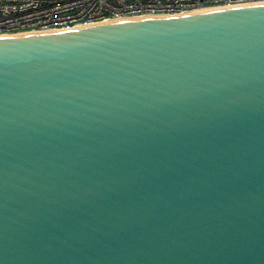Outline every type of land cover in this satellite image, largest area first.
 I'll return each instance as SVG.
<instances>
[{"label": "water", "instance_id": "obj_1", "mask_svg": "<svg viewBox=\"0 0 264 264\" xmlns=\"http://www.w3.org/2000/svg\"><path fill=\"white\" fill-rule=\"evenodd\" d=\"M0 264H264V3L0 36Z\"/></svg>", "mask_w": 264, "mask_h": 264}, {"label": "built area", "instance_id": "obj_2", "mask_svg": "<svg viewBox=\"0 0 264 264\" xmlns=\"http://www.w3.org/2000/svg\"><path fill=\"white\" fill-rule=\"evenodd\" d=\"M257 2L264 0H0V35Z\"/></svg>", "mask_w": 264, "mask_h": 264}, {"label": "bare ground", "instance_id": "obj_3", "mask_svg": "<svg viewBox=\"0 0 264 264\" xmlns=\"http://www.w3.org/2000/svg\"><path fill=\"white\" fill-rule=\"evenodd\" d=\"M257 3H264V2H257ZM254 4V3H253ZM235 6V5H234ZM238 6V5H236ZM217 8H221V7H211V8H205V9H199V10H193V11H189V12H183V13H179V14H185V13H191V12H195V11H204V10H211V9H217ZM179 14H175V15H179ZM154 16H169V15H146V16H139V17H154ZM131 18H138V17H125V18H116V19H111V20H105V21H101V22H106V21H115V20H124V19H131ZM100 23V22H97ZM95 24V23H92ZM90 25V24H87ZM81 26H86V25H81ZM79 26H74L71 28H76V27H81ZM54 30H61V29H54ZM27 32H23V33H16V34H11V35H17V34H25ZM10 35V34H9ZM3 36V35H0Z\"/></svg>", "mask_w": 264, "mask_h": 264}]
</instances>
